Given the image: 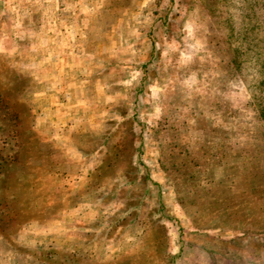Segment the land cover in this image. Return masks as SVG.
<instances>
[{
  "label": "rangeland",
  "instance_id": "rangeland-1",
  "mask_svg": "<svg viewBox=\"0 0 264 264\" xmlns=\"http://www.w3.org/2000/svg\"><path fill=\"white\" fill-rule=\"evenodd\" d=\"M0 264H264V0H0Z\"/></svg>",
  "mask_w": 264,
  "mask_h": 264
}]
</instances>
